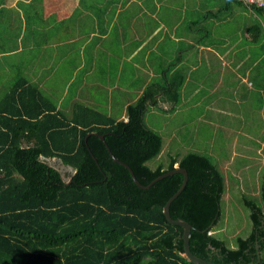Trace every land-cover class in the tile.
<instances>
[{
  "label": "trees",
  "instance_id": "1",
  "mask_svg": "<svg viewBox=\"0 0 264 264\" xmlns=\"http://www.w3.org/2000/svg\"><path fill=\"white\" fill-rule=\"evenodd\" d=\"M181 83L162 87L173 103ZM154 92L146 90L128 105L124 121L82 104L65 114L34 85L15 82L0 101V264H195L182 255V228L162 212L182 174L139 188L107 148L143 185L175 163L186 170V184L169 214L191 225L194 255L210 260L214 249L211 261L217 264H264L261 257L256 262L255 249H264V189L263 208L243 199L251 231L230 248L213 232L225 185L210 157L189 151L169 155L165 166L146 164L162 148L159 133L143 120ZM43 158L72 168L64 172L68 182Z\"/></svg>",
  "mask_w": 264,
  "mask_h": 264
},
{
  "label": "crops",
  "instance_id": "2",
  "mask_svg": "<svg viewBox=\"0 0 264 264\" xmlns=\"http://www.w3.org/2000/svg\"><path fill=\"white\" fill-rule=\"evenodd\" d=\"M234 4L248 12L238 30ZM19 79L65 114L82 104L125 121L127 106L146 90H155L147 111L199 107L214 126L224 194L239 191L243 199L248 189L263 208L264 14L253 7L239 0H0V101ZM170 81L182 82L177 103L162 88Z\"/></svg>",
  "mask_w": 264,
  "mask_h": 264
},
{
  "label": "rangeland",
  "instance_id": "3",
  "mask_svg": "<svg viewBox=\"0 0 264 264\" xmlns=\"http://www.w3.org/2000/svg\"><path fill=\"white\" fill-rule=\"evenodd\" d=\"M233 30L241 28L242 23H247L248 12L241 10L239 6H232ZM250 20H255L252 12L249 14ZM149 110V109H148ZM182 112L174 114L172 111H163L161 108L146 110L143 115L145 125L153 129L162 139V148L158 156L147 161L150 168H155L159 163L164 166L168 163L169 155L177 154L179 156L189 151H197L208 155L214 164V126L207 121V115L200 116L201 109L182 108ZM187 122L189 124L182 123ZM182 123V124H180ZM213 148V150H210ZM48 164L61 172L64 176L67 170L57 159H48ZM69 171V170H67ZM239 191L231 192V196L223 194L220 200L221 217L214 228L218 230L215 236L225 242V244L234 248L238 237L245 238L251 231V222L249 219V209L240 197ZM246 199H251L258 204L255 197L251 196L252 192L244 190ZM259 205V204H258ZM213 228V232H214Z\"/></svg>",
  "mask_w": 264,
  "mask_h": 264
},
{
  "label": "water",
  "instance_id": "4",
  "mask_svg": "<svg viewBox=\"0 0 264 264\" xmlns=\"http://www.w3.org/2000/svg\"><path fill=\"white\" fill-rule=\"evenodd\" d=\"M99 138L101 140H103V136L100 135ZM110 156L112 157V159L120 164H122L129 172L133 182L139 187V188H142V189H146L148 187H150L153 183H155L157 180L165 177V176H168V175H171L173 173H181L182 174V182L180 184V186L178 187V189L166 200L165 204L163 205V208H162V212H163V215L165 217V219L170 223V224H174V225H179L181 228H182V233H181V239H182V249H183V252H182V255L191 263H195V264H217V263H214L212 261H208V260H204L200 257H197L196 255H194L191 251H190V248H189V236H190V229H191V225L182 220V219H173L170 214H169V205L170 203L172 202V200L174 198H176L178 196V194L181 193V191L183 190L185 184H186V181H187V172L184 168H181V167H178V166H174L172 170H169V171H166V172H163L161 174H159L158 176L154 177L149 183H147L146 185H143L141 184L137 179L136 177L134 176V173L133 171L131 170V168L125 164L124 162H121L119 161L118 159H116L109 151V149L107 148ZM44 160L48 161L47 158H43ZM48 163V162H47ZM67 170H69L71 173H73V169L70 168V167H65ZM58 170V169H57ZM59 171V170H58ZM69 179L65 180V182H68ZM255 249H256V262H259L260 261V250L258 248V246H255ZM248 264H254V263H248Z\"/></svg>",
  "mask_w": 264,
  "mask_h": 264
},
{
  "label": "built area",
  "instance_id": "5",
  "mask_svg": "<svg viewBox=\"0 0 264 264\" xmlns=\"http://www.w3.org/2000/svg\"><path fill=\"white\" fill-rule=\"evenodd\" d=\"M246 6L264 9V0H239Z\"/></svg>",
  "mask_w": 264,
  "mask_h": 264
},
{
  "label": "flooded vegetation",
  "instance_id": "6",
  "mask_svg": "<svg viewBox=\"0 0 264 264\" xmlns=\"http://www.w3.org/2000/svg\"><path fill=\"white\" fill-rule=\"evenodd\" d=\"M214 252H215V250L214 249H211L210 253L208 254V258L210 260H208V261H211L212 260V258L214 257V254H213Z\"/></svg>",
  "mask_w": 264,
  "mask_h": 264
}]
</instances>
